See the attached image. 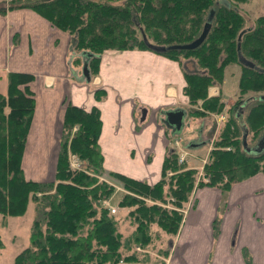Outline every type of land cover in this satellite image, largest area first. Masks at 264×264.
<instances>
[{
    "label": "trees",
    "instance_id": "obj_1",
    "mask_svg": "<svg viewBox=\"0 0 264 264\" xmlns=\"http://www.w3.org/2000/svg\"><path fill=\"white\" fill-rule=\"evenodd\" d=\"M248 1H0V14L30 8L70 35L69 62L74 76L76 68L83 65V55L87 57L86 75L90 79L98 75L107 50H149L174 61L195 57L198 70L183 69L186 81L183 92L192 107L190 114H219L225 110L227 113L220 135L207 154L209 160L203 164L205 182L197 177V168L178 162V154L172 148L163 157L160 178L152 184L108 172L109 177H115L125 188L137 193L135 196L124 193L118 202L119 208L128 209L125 220L133 227L124 235L120 230L124 219H118L103 203L113 194L114 186L96 176L105 171L99 144L102 129L99 107L85 109L66 102L54 178L27 179L21 164L35 107L30 88L35 76L6 72V92L0 91V214L18 216L26 211L31 200L36 203L29 246L15 256L14 264H148V256L143 254L142 259L134 247L155 249L154 225L174 236L182 223V211L190 204L196 188H217L225 199L233 184L257 173L264 174V149L248 153L242 144L245 132L249 147L255 146L264 133V99L258 98L264 95V12L251 26L246 25L238 5ZM211 9L214 10L211 27L198 47L169 48L197 38ZM239 56L254 67L241 64ZM234 64L240 68L239 97L226 107L220 95L209 96L208 89L220 85L226 68ZM248 97L253 99L240 112ZM94 98L102 101L106 90L96 88ZM168 135L170 141L177 138ZM69 153H74L85 168H71ZM169 198H173L170 204L175 208L164 205ZM213 229L216 236L220 218L214 219ZM164 242L156 248L158 255L166 258L170 250Z\"/></svg>",
    "mask_w": 264,
    "mask_h": 264
},
{
    "label": "crops",
    "instance_id": "obj_2",
    "mask_svg": "<svg viewBox=\"0 0 264 264\" xmlns=\"http://www.w3.org/2000/svg\"><path fill=\"white\" fill-rule=\"evenodd\" d=\"M257 5L250 0L239 6L245 11L239 9L246 16ZM70 45L66 31L30 8L0 14V70L34 74L40 94H34L23 154L44 164L45 179L52 180L66 100L85 109L96 105L102 119L99 144L104 170L154 183L160 178L162 160L171 143L168 134L180 136L185 129L184 122L181 132L174 134L163 122L165 111H185V79L179 61L149 50H107L97 75L99 85L88 86L84 78L87 57L83 55V65L78 67L80 71L76 68L74 76ZM223 84L224 80L218 90ZM97 87L106 90L102 101L94 98ZM189 147L196 151L199 145L191 143ZM219 214L220 230L215 236L213 221ZM161 258L163 264H264V174L233 184L225 199L216 188L196 189L172 250Z\"/></svg>",
    "mask_w": 264,
    "mask_h": 264
},
{
    "label": "rangeland",
    "instance_id": "obj_3",
    "mask_svg": "<svg viewBox=\"0 0 264 264\" xmlns=\"http://www.w3.org/2000/svg\"><path fill=\"white\" fill-rule=\"evenodd\" d=\"M253 1L258 2L260 5L252 7L250 9L251 12L249 11L246 14V16L249 18V19H246L247 20L246 25H249V26L253 24L254 19L258 15L264 12V0H253ZM240 5L241 4H239L238 7ZM243 7L246 8V5ZM243 7H239V8L245 11ZM243 15L245 16L244 13ZM69 55H70V52H69ZM179 63L181 65L182 70L184 68H187L189 71H197L199 68L197 67L195 57L182 58L180 59ZM227 70L228 71H226L224 74V79H223L224 84L222 86L223 88L221 90L220 89L218 90L217 88V86H220L222 84L221 83L220 85L218 84L208 89V91L211 92V94L210 95L208 94V95L215 96L219 94L221 97V100L226 104V107L232 104L239 97L237 79H239V76H240V68L237 64L228 66ZM78 71H80V69ZM5 74L6 72H3L2 70H0V91L2 93L6 92ZM80 74L83 75L82 72ZM183 75H184V72H183ZM86 81L88 83L87 84L88 86H92L93 84V86L96 87L97 85H99L98 84L99 79L97 75L92 77L90 81L88 80ZM31 84H32V87L34 88V89H31L32 92L34 94L36 92V95H37L39 93V89H37V84L35 83V81H33ZM38 95L40 96V94ZM66 102H68V100H66ZM191 108L192 107H190V105L188 104V100L186 99V106H184V109L186 111V116L184 119L185 129L182 131L180 137L177 136L175 140L171 141L170 143L171 146L167 147L166 152L168 149L172 148L178 154V162L185 163L187 167H189L190 165H193V166L195 165L194 168L198 169L197 177L203 178V181L205 182L206 178L203 175V164H205L209 160V156H207V154L214 147L213 141L215 139L217 140L218 136L220 135V131L222 129L224 119L227 113L225 110L223 113H219V114L207 112L204 115H199V114L192 115L189 112ZM191 143H197L199 145V147H197L198 150L196 151L189 150L187 147ZM139 145H140V142H139ZM140 152H141L140 149H137L136 154L138 158H139ZM69 154H70L69 163H70V167L72 168L71 161H73V158L77 156L74 153H69ZM29 157L30 155H26V154H23L22 156L21 166L25 168V173H24L25 178L32 179L35 181H50V179H45L48 173L42 170V166H44V164L40 162H36L35 158H29ZM181 157H183V160H180ZM79 162L81 164L80 168H73V169L79 170V169L85 168L84 163L80 160ZM28 168H31L32 170L28 171ZM50 176H52V172L51 173L49 172V177ZM96 176L100 179L106 180L107 183L114 186L113 194L109 198L104 200L106 201V204L104 205L108 206L110 209L112 207L116 208L115 216L118 219L120 218H122V220L124 219L123 221H121L120 230L123 232L124 235L129 234L133 230V227L129 225V222L127 220H125L126 219L125 216L127 215L129 211L126 208L124 209L119 208L118 202L121 199L122 194L124 193L132 194L134 196L137 193L132 192L131 190L125 188L123 184L121 183V181H119L115 177H112V176L109 177L108 172L106 171H104L103 175L101 176L96 175ZM203 187H208V186H203ZM171 201H173V198H169L168 202H166L164 205L170 208H175L173 207V205L170 204ZM35 206H36V203L31 200L28 203L26 211L21 215H18V216L7 215L6 216L3 214H0V242H1L0 244V264H14L15 256L25 247L29 246L30 231H31L32 223L36 215ZM182 212L184 214L183 219H182V222H183L185 214H186V210H183ZM221 215L219 214L217 216L218 218H220V224H221ZM152 231H153V236H154L153 243H156L157 247H159L163 245L162 241H166L164 242L165 246L166 248L169 247V250L171 251L172 246H174V240L176 236L178 235L179 230L174 236H170L169 234L161 231L156 225H154ZM170 237H171V240L173 239L172 242H168ZM156 245H155V249L153 247L142 248L141 246H136L134 247V251L138 252V255L141 256L142 259H143L142 257L143 254L147 255L149 258L148 264H163L164 259L162 260L161 255L160 256L158 255L159 251L157 250Z\"/></svg>",
    "mask_w": 264,
    "mask_h": 264
},
{
    "label": "water",
    "instance_id": "obj_4",
    "mask_svg": "<svg viewBox=\"0 0 264 264\" xmlns=\"http://www.w3.org/2000/svg\"><path fill=\"white\" fill-rule=\"evenodd\" d=\"M213 16H214V10L211 9L208 13L207 20L203 26V29L197 38H195L194 40H192L189 43L173 45V46H170L169 48L190 50V49H195L196 47H198L203 42V40L205 39V37L208 34V31L211 27V21L213 19ZM237 48L239 49V45ZM155 49H157V48L155 47ZM239 62L241 64L246 65V66L254 67V64L252 62L245 60L241 56H239ZM84 71H85L86 79L89 80L90 79L89 76L86 75L88 73L86 66H85ZM258 98L264 99V95H261ZM252 99H253V97L246 98L245 102L242 104V106L240 108V112H243L245 105ZM185 115H186V112L181 108H175L172 110H167L164 112L163 122L167 127H169L170 129L173 130L174 134H179L181 132L183 126H184ZM246 137H247V134L245 132L242 136V144H243V148L246 150V152L256 154V153L261 152L264 149V133L261 136V138L258 140L256 145L253 147L248 146L247 141H246Z\"/></svg>",
    "mask_w": 264,
    "mask_h": 264
},
{
    "label": "built area",
    "instance_id": "obj_5",
    "mask_svg": "<svg viewBox=\"0 0 264 264\" xmlns=\"http://www.w3.org/2000/svg\"><path fill=\"white\" fill-rule=\"evenodd\" d=\"M180 160H183V157L180 158ZM80 162L77 157L73 158V161H71V166L72 168H80ZM104 204H106V201H104ZM108 205V204H107ZM111 212H116V208L112 207Z\"/></svg>",
    "mask_w": 264,
    "mask_h": 264
},
{
    "label": "bare ground",
    "instance_id": "obj_6",
    "mask_svg": "<svg viewBox=\"0 0 264 264\" xmlns=\"http://www.w3.org/2000/svg\"><path fill=\"white\" fill-rule=\"evenodd\" d=\"M115 213V212H114Z\"/></svg>",
    "mask_w": 264,
    "mask_h": 264
}]
</instances>
